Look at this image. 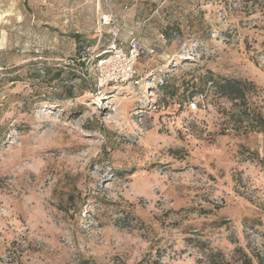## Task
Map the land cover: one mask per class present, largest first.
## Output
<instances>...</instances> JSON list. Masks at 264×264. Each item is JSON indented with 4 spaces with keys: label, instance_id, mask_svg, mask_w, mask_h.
I'll return each mask as SVG.
<instances>
[{
    "label": "rangeland",
    "instance_id": "1",
    "mask_svg": "<svg viewBox=\"0 0 264 264\" xmlns=\"http://www.w3.org/2000/svg\"><path fill=\"white\" fill-rule=\"evenodd\" d=\"M208 70L254 91L164 87ZM246 257L264 264V0H0V264Z\"/></svg>",
    "mask_w": 264,
    "mask_h": 264
},
{
    "label": "trees",
    "instance_id": "2",
    "mask_svg": "<svg viewBox=\"0 0 264 264\" xmlns=\"http://www.w3.org/2000/svg\"><path fill=\"white\" fill-rule=\"evenodd\" d=\"M195 79H183L178 85L168 81L164 87L172 88V91H169L172 96L198 93L207 97L210 93L231 101L246 100L247 95L255 88V84L247 79L216 75L209 70L200 75L198 81ZM245 263L253 264V261L246 257Z\"/></svg>",
    "mask_w": 264,
    "mask_h": 264
},
{
    "label": "built area",
    "instance_id": "3",
    "mask_svg": "<svg viewBox=\"0 0 264 264\" xmlns=\"http://www.w3.org/2000/svg\"><path fill=\"white\" fill-rule=\"evenodd\" d=\"M109 21V20H107ZM110 51L115 52L117 57H119L120 59H126L127 60L125 62V64L123 65L122 68V72L124 76H130L133 75V71H134V63L137 60V57L140 54L141 51V47L138 41L134 40L132 45H131V49L129 52V55L127 52H125L119 45L118 42V33L114 34V37L112 39V42L109 46Z\"/></svg>",
    "mask_w": 264,
    "mask_h": 264
},
{
    "label": "bare ground",
    "instance_id": "4",
    "mask_svg": "<svg viewBox=\"0 0 264 264\" xmlns=\"http://www.w3.org/2000/svg\"><path fill=\"white\" fill-rule=\"evenodd\" d=\"M108 19V18H107Z\"/></svg>",
    "mask_w": 264,
    "mask_h": 264
}]
</instances>
